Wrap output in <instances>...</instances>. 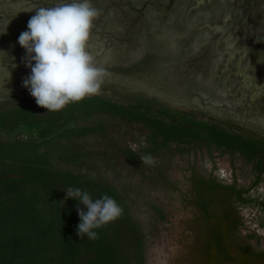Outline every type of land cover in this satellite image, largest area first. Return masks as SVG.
Returning a JSON list of instances; mask_svg holds the SVG:
<instances>
[{
    "label": "trees",
    "instance_id": "trees-1",
    "mask_svg": "<svg viewBox=\"0 0 264 264\" xmlns=\"http://www.w3.org/2000/svg\"><path fill=\"white\" fill-rule=\"evenodd\" d=\"M139 66L136 62L128 69L136 72ZM148 81L156 91L154 82ZM142 93L130 92L132 102L127 103L97 94L56 112H47L36 102L16 101L13 107L3 108L0 100V131L7 136L0 138V264H145L146 234L126 195L103 175L57 168L50 161L53 143L94 130L78 125L80 122L118 117L140 123L147 130L146 144L127 152L138 159L172 148L179 153L206 150L209 154H233L239 149L247 159L264 153L257 142L243 141L215 121L199 119L162 103L155 95ZM69 155L74 160L75 154ZM192 182L197 204L211 219V193L220 184L195 173ZM69 187L89 192L94 200L108 194L122 207V216L94 229L97 240L86 235L81 239L77 235V208L87 209L78 200L65 198L64 189ZM224 234L212 228L207 247L228 258ZM249 248L247 245L243 250L248 252Z\"/></svg>",
    "mask_w": 264,
    "mask_h": 264
},
{
    "label": "rangeland",
    "instance_id": "rangeland-1",
    "mask_svg": "<svg viewBox=\"0 0 264 264\" xmlns=\"http://www.w3.org/2000/svg\"><path fill=\"white\" fill-rule=\"evenodd\" d=\"M58 2L0 0V50L9 58L15 57L11 63L17 65L13 69L9 63L11 79L4 84L5 89L11 90L12 98L6 99L7 94L0 87L3 108L13 107L16 101L35 103L28 89L22 86L23 79L30 75V68L22 62L26 53L17 41L20 33L27 30V22L35 9L52 7ZM91 3L99 15L93 23L88 50L98 66L109 73V80L118 81L103 84L99 95L127 103L132 102L130 92L141 91L174 106L176 103L151 89L154 85L141 76L142 70L128 69L131 65L130 60H126L129 48L126 34L132 14L126 11V0H91ZM3 32L7 34L5 38ZM137 54H130V59L138 58ZM78 125H88L94 130L83 137L53 143L54 148H49L50 161L57 168L103 175L126 195L134 217L146 234L145 264H237L233 259L242 260L235 240L230 239L225 244L233 257L230 261L224 260L214 247L208 249L212 228L223 227L225 223V207L219 203L223 191L217 188L211 193L214 200L209 205L212 214L209 219L196 202L192 182L194 173L205 179L214 178L218 183L222 178H230L232 159L229 156L220 155L218 151L209 154L206 150L179 153L172 148L152 154L156 163L149 166L127 153L146 144L147 130L140 123L111 117ZM0 138L7 139V136L0 131ZM69 154H75L74 160ZM242 218L241 235L259 243L264 250V229L257 226L258 216L247 211Z\"/></svg>",
    "mask_w": 264,
    "mask_h": 264
},
{
    "label": "flooded vegetation",
    "instance_id": "flooded-vegetation-1",
    "mask_svg": "<svg viewBox=\"0 0 264 264\" xmlns=\"http://www.w3.org/2000/svg\"><path fill=\"white\" fill-rule=\"evenodd\" d=\"M126 11L132 14L129 65L139 62L141 76L176 103L173 108L215 121L264 150V0H126ZM108 76L104 84L118 82ZM218 152L232 165L230 178L219 181L225 223L216 229L225 233L224 244L235 240L242 255L223 259L264 264L262 246L241 235L243 212L258 216L264 229V153L247 159L239 149Z\"/></svg>",
    "mask_w": 264,
    "mask_h": 264
},
{
    "label": "clouds",
    "instance_id": "clouds-1",
    "mask_svg": "<svg viewBox=\"0 0 264 264\" xmlns=\"http://www.w3.org/2000/svg\"><path fill=\"white\" fill-rule=\"evenodd\" d=\"M27 22V30L20 33L18 44L25 50L22 62L30 68V75L23 79L22 86L28 89L37 106L47 112L62 110L70 103L82 101L97 95L104 84L106 70L98 66L88 50V41L94 20L99 12L91 0H59L52 7H39ZM5 34V33H4ZM0 87L9 97L10 89H5V81H10L8 65L15 57L0 50ZM14 69L15 63H11ZM140 161L152 166L156 163L151 155L139 157ZM66 199L74 198L87 211L77 208L80 223L77 235L83 239L97 240L94 229L114 222L123 214L117 201L103 194L93 199L89 192L69 187Z\"/></svg>",
    "mask_w": 264,
    "mask_h": 264
}]
</instances>
